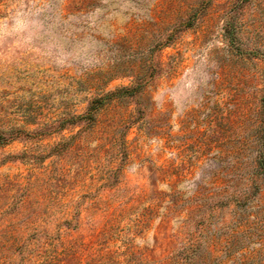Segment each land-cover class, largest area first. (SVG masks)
<instances>
[{
	"label": "rangeland",
	"instance_id": "374dc122",
	"mask_svg": "<svg viewBox=\"0 0 264 264\" xmlns=\"http://www.w3.org/2000/svg\"><path fill=\"white\" fill-rule=\"evenodd\" d=\"M240 1L0 0V264H264Z\"/></svg>",
	"mask_w": 264,
	"mask_h": 264
},
{
	"label": "trees",
	"instance_id": "16d2710c",
	"mask_svg": "<svg viewBox=\"0 0 264 264\" xmlns=\"http://www.w3.org/2000/svg\"><path fill=\"white\" fill-rule=\"evenodd\" d=\"M252 0H241L240 1V4H241V7L245 6L247 3L251 2ZM228 22L226 23V26H228ZM263 107H264V99H263ZM263 165V170H264V164Z\"/></svg>",
	"mask_w": 264,
	"mask_h": 264
}]
</instances>
